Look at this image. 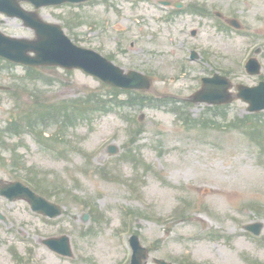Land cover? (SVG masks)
I'll list each match as a JSON object with an SVG mask.
<instances>
[{
  "label": "rangeland",
  "instance_id": "1",
  "mask_svg": "<svg viewBox=\"0 0 264 264\" xmlns=\"http://www.w3.org/2000/svg\"><path fill=\"white\" fill-rule=\"evenodd\" d=\"M189 1L209 12L168 21L167 14L149 4L134 6L133 0L40 10L43 20L61 24L77 45L122 68L151 74L152 87L144 92L148 103L179 101V112L172 105L145 104L85 112L87 120L74 113L79 118L74 128L44 127V136L63 137L46 147L28 130L10 133L9 122L26 124L53 109L75 112L81 99L97 94L112 100L113 90L81 71L57 67L39 69L31 80L26 68L0 61V85L10 88L0 91V180L26 175L39 194L64 210L48 219L33 214L24 201L3 202L9 226L1 232L0 222V264H19L20 258L32 264H128L133 234L150 250L148 264L154 258L264 264V112L250 114L241 100L217 111L183 103L203 77L215 73L231 80L233 92L239 84L252 87L264 80V0ZM215 12L237 19L243 30L223 28ZM0 20L4 33L34 37L21 21L3 15ZM190 50L198 52V61L189 60ZM252 56L262 65L260 76L244 70ZM126 99L120 94L116 100ZM110 144L118 154H108ZM132 149L137 163L126 154ZM224 190L229 203L213 194ZM257 222L263 223L259 238L245 230ZM63 235L70 239L71 258L42 244Z\"/></svg>",
  "mask_w": 264,
  "mask_h": 264
},
{
  "label": "water",
  "instance_id": "2",
  "mask_svg": "<svg viewBox=\"0 0 264 264\" xmlns=\"http://www.w3.org/2000/svg\"><path fill=\"white\" fill-rule=\"evenodd\" d=\"M85 1L88 0H0V12L7 14L9 17L21 19L25 26L33 29L36 34V39L30 41L8 38L0 32V55L35 67L58 65L67 69L80 68L88 74L100 78L105 83L118 88L130 90L149 89L151 83L148 77L137 72L125 74L122 69L116 67L96 52L75 47L64 35L60 26L47 24L40 18L37 11L27 12L20 6L21 2H29L35 5L38 10L44 6ZM230 24L240 28L236 21H230ZM30 52L35 53L36 56L31 57L29 55ZM197 58L198 56L194 53L193 59ZM247 69L250 74L258 75L261 66L256 60H251ZM203 82L202 90L191 99L194 103L220 105L231 103L235 98H241L250 105L248 109L250 112L264 110V83H260L258 87L253 88L239 85L237 87L239 93L233 96L229 93L231 84L225 77L215 75L214 78L204 79ZM117 152L116 147L110 148V154L114 155ZM1 194L11 201L24 199L34 211L51 218H56L62 214L60 207L38 197L21 184L9 185L1 191ZM247 229L259 235L262 225H251ZM44 244L60 255L72 256L67 237L49 239ZM131 246L134 250L131 264H144V261L148 259V250L140 245L137 237L131 238ZM154 262L156 264H170L157 259Z\"/></svg>",
  "mask_w": 264,
  "mask_h": 264
},
{
  "label": "flooded vegetation",
  "instance_id": "3",
  "mask_svg": "<svg viewBox=\"0 0 264 264\" xmlns=\"http://www.w3.org/2000/svg\"><path fill=\"white\" fill-rule=\"evenodd\" d=\"M177 1L176 0H172L171 1V4L174 6V7H176V5H177V3H176ZM173 8V7H172ZM177 8V10H182L183 8H184V5H181V7L179 8V7H176ZM173 9H175V8H173ZM3 201H5L2 197H0V207L2 206V204H3ZM0 212L2 213V215L3 216H5V214H6V212L4 211V208H1V210H0ZM0 222L2 223V221L0 220ZM1 232H3V228L1 227ZM1 241V240H0Z\"/></svg>",
  "mask_w": 264,
  "mask_h": 264
},
{
  "label": "bare ground",
  "instance_id": "4",
  "mask_svg": "<svg viewBox=\"0 0 264 264\" xmlns=\"http://www.w3.org/2000/svg\"><path fill=\"white\" fill-rule=\"evenodd\" d=\"M225 193H227V190L221 191V192H214L213 194L215 195H220V197H222V200L224 199L225 201H227V203H229V200L227 199V197L225 196Z\"/></svg>",
  "mask_w": 264,
  "mask_h": 264
}]
</instances>
